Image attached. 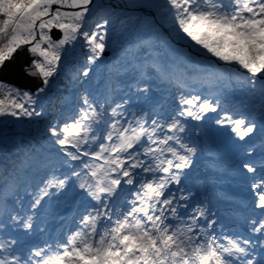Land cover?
Instances as JSON below:
<instances>
[{
    "label": "snow or ice",
    "instance_id": "6c2138e0",
    "mask_svg": "<svg viewBox=\"0 0 264 264\" xmlns=\"http://www.w3.org/2000/svg\"><path fill=\"white\" fill-rule=\"evenodd\" d=\"M159 7L161 19L155 23L165 34L174 31L207 54L208 63L198 65L204 82L231 84L235 77L264 100V0H163ZM113 12L105 0H0V117L41 116L40 97L77 42L88 53L81 74L89 77L91 65L108 48L109 29L115 30ZM95 15L99 20L90 28ZM21 52L31 56L23 70L39 80L32 90L3 78ZM132 86L145 96L152 90L148 83ZM220 106L218 98L184 86L167 113L134 110L128 92L111 99L85 89L74 114L47 129L59 167L46 166L22 196L16 190L19 177L30 174L31 166L26 169L20 157L0 161V201L16 190L8 224L0 221V231L11 226L31 234L42 202L70 183L86 197L77 230L66 240L42 245L0 239V264H264V160L257 166L244 158L238 165L252 181L254 198L240 233L218 231L217 213L196 202L182 180L197 155L184 135L190 122L204 121ZM226 122L241 141L257 130L243 115L215 120L221 127ZM251 155L248 149L245 157Z\"/></svg>",
    "mask_w": 264,
    "mask_h": 264
},
{
    "label": "trees",
    "instance_id": "16d2710c",
    "mask_svg": "<svg viewBox=\"0 0 264 264\" xmlns=\"http://www.w3.org/2000/svg\"><path fill=\"white\" fill-rule=\"evenodd\" d=\"M156 6H160L163 4V0H156L155 1ZM114 11H118V13H115L114 15L119 16L121 15L122 12H120V9L118 8V6H116L114 8ZM123 11V10H122ZM149 11H151L154 14V18L155 20H160L161 19V14H158L156 11V7L153 9H150ZM148 11V12H149ZM127 12V11H125ZM141 15H138L137 13L134 14V18L133 20H130L128 22V24L119 32V35L117 37V45H119L121 42H128L129 44H133L137 39L143 37L144 35H146L148 32L154 31V32H158L160 31L159 27L157 25H153V23L151 22V17L150 14L146 12L145 9H140ZM111 18V17H110ZM112 19V18H111ZM114 22V20H113ZM109 31L112 33L114 32L111 28L109 29ZM116 45V46H117ZM155 45L154 40H152L151 44L148 46V48L153 47ZM134 52H136V56L137 58H141V52L142 50H144V48H140L142 46H134ZM170 49H174L173 51L175 52V55H180L182 57V59L180 58V63H179V71H183L184 68L188 67V66H192L193 68H198L199 64H206L207 60L204 58V56H206L207 54H202V51L198 50V49H192V46L184 39H181L179 37L176 36V34H174V41H168L167 43V50ZM70 52H72V54H75V49H70ZM153 59L152 61L147 65L151 66V68L153 69L156 65V67L158 68H162V64L158 63L156 64L157 60H160L161 57L158 53H153ZM70 55V54H69ZM88 53L86 52V50L84 49V46L82 45V43L78 42V50H77V54L74 55L72 57V55L68 56V58L66 60H64L62 62L61 67L58 69V73L52 78V84L54 87H56V89H60L63 91L64 95H71L72 93L69 91V87L73 85V78L70 75L71 70L75 69L74 64L81 62V60L85 57H87ZM176 56V58H177ZM160 57V58H159ZM125 63H129V59L126 57L125 59ZM191 63V65H190ZM73 64V65H72ZM96 64V63H95ZM95 64L91 65V68L93 69V67L95 66ZM70 67H72L70 69ZM99 70L101 71V69L99 68ZM94 71V69H93ZM91 71V72H93ZM136 70L133 69H129L128 73H124L122 74V77L124 76V78H122L124 81H126L127 79L133 77L136 75ZM94 73V72H93ZM120 75V74H119ZM118 75V76H119ZM96 76V77H95ZM200 78H203L201 76V74L199 75ZM94 77L93 80L90 83V88L91 89H95L98 83V78L102 77V72H95L94 73ZM216 86H218L220 88V95H225L228 96V93L230 92L229 89V85L226 83H215L213 82ZM54 87H52V89H54ZM227 89V92L225 93V90ZM89 91V89H86ZM140 93L136 92V95L134 96V100L139 99ZM120 97V95H117V97L115 99H118ZM65 100L63 99V97L61 98H57L53 105L51 103L48 104L47 106V110H49L50 114L52 113V117H51V121L52 124L55 123V119L59 118V117H66L67 114H69L70 112L73 111L72 105L69 103H65L63 104ZM42 120H39V122H41ZM50 137V133H48L46 128H37V129H32L29 132H27V134H23V135H18L16 138H11V139H5L2 138L0 139V143H1V150L4 154H6L5 157H1L0 156V161H6L8 163H11L16 157H20L22 159H24L26 161L25 164V168L27 169L29 166L32 167V171L30 174L25 175L23 172L21 173L19 180L21 181V186H22V190L20 191V195H24L23 189L28 186V185H32L34 186L38 180H39V176L43 175V172L45 170L44 169H37L35 166H33V164L37 161L42 159L45 155H46V148L40 150L37 149L36 147V142L38 140L40 141H44L45 138ZM51 149H57V146L55 144H53L51 147ZM39 170V171H37ZM31 190V189H29ZM77 190H80L77 187ZM71 196L73 195H67L64 190L57 196H54L55 198H59V199H64V200H68L69 197L71 198ZM27 201L28 198L25 197V205H27ZM13 196L10 198L9 200V205L11 206L13 204ZM26 207V206H25ZM10 211V209H9ZM9 214V213H8ZM3 222L5 224H8V215L7 217L3 220ZM11 229L13 227L8 226ZM7 227V228H8ZM4 231V230H3ZM2 231H0V238H1V233Z\"/></svg>",
    "mask_w": 264,
    "mask_h": 264
},
{
    "label": "rangeland",
    "instance_id": "374dc122",
    "mask_svg": "<svg viewBox=\"0 0 264 264\" xmlns=\"http://www.w3.org/2000/svg\"><path fill=\"white\" fill-rule=\"evenodd\" d=\"M155 1L156 0H105L106 3H110L111 5H113V8L118 6V8L120 9V12H122L121 15L124 14L125 11L130 12L129 10L131 8H135V9H141L142 8V9H145L146 11H148V10L153 9L155 7H156V10H157L156 12L158 14H160V13H162V9L158 5L156 6ZM136 12L137 13H141L140 10H138ZM114 13H118V11H114L113 12V15H112L113 18L115 17ZM152 20H153L152 23L155 25L156 23H155L154 19H152ZM95 22L96 21H93L89 25V27L91 28L92 26H94ZM114 40H115V38H112V41H114ZM73 49H75V54L74 53L72 54V52L69 51V54L72 55V57L77 54L78 42H77L76 46ZM192 49L200 50L199 48H193V47H192ZM115 56H116V54H115L114 51H112L111 55L109 56V58L113 59L112 69L114 71L117 70L125 62V59H126L125 55H123L124 59L122 61L118 60V59H115ZM104 58H105V56L103 55L102 58L99 61H104ZM83 61L84 62H82L81 64L78 65L77 69H81L82 66H84L86 60H83ZM207 63H208V60H207ZM138 67H140L142 69L145 68L143 65H139ZM72 72H73V76H74V83H75V85H77V84L79 85V87H77V89H80V93L82 95L83 94V89H85L84 87H85L86 81L88 80V77H83L82 75L79 74L78 71H72ZM78 75H80V76H78ZM183 75H190L191 77L196 78L197 73L195 71H193V70H186ZM110 81L111 80L107 77L105 79V81L103 82V84L101 85V89L99 90V97L100 98L104 97L105 92H107L109 90L116 89L117 82H115L114 83L115 85L112 86L110 84L111 83ZM206 86L209 87L210 85L207 84ZM52 87H54V86H53V84L51 82L48 90L46 91V94H42L41 97H40L38 110L41 111V113H42L41 116L21 117L20 119H16V118H13V117H10V116L0 117V139H2V138H5V139L16 138L18 135H23V134L25 135L30 130L39 128V126L48 127L50 125V121L48 119H46V117H48L49 114H47L48 111L45 110V107H46V105L48 103H50V102L52 103L55 98H58V97H61V96L64 95V94H62L60 89H56V87H54V89H52ZM209 88H211V91H209V92L207 91L205 93L199 91L200 87H193V88L188 89L186 91L190 92V93H193V94H195L196 92H200L204 96H209L211 98H216L215 97L216 96L215 92H216L217 88L214 87V86H211ZM242 88H244V87H242ZM244 92H245V95H250L251 94L246 88H244ZM257 94H258V92L252 98L257 99L258 96H259ZM76 97H78V95H76ZM63 98L70 99V97L66 96V95H64ZM260 101H261V104H264V100L260 99ZM164 113H166V112H164ZM250 113H252V112H250V111H241L240 110V111H238L237 116L233 117V119L240 118L241 115L247 117V115L250 114ZM220 116H224V115L221 114ZM263 117H261V118H263ZM41 119H43V121L39 122V120H41ZM63 120H65V118L64 119L60 118L57 122H61ZM256 121L257 120H255V123H256ZM193 122H195V121H191L190 124L192 125V128H195ZM256 125H257V123H256ZM262 130H264V124L263 125H257V130L256 131L260 132ZM221 132L225 134V137H220L219 136V137H216L217 139H214L213 141L209 140V137H207L208 134L214 133V135H215L216 133H221ZM198 133L201 134L205 138V140L207 142H209V144H208L209 145V149H211L212 151H215V147H217L220 144V142H222V141L227 140L230 144H233L235 147H238L239 145H242L243 143L248 141V139L254 137V136L250 135L249 137H246L244 141L239 140L237 135L235 133L231 132V125L228 122H226V126H224V127H221V126L217 125L216 123H214L212 126H210V128H208V130L203 131V130L200 129V130H198ZM229 143H227L225 145V147H227V148L231 147ZM38 145H39V147H41L42 143H39ZM0 146H1V143H0ZM233 147H231V148H233ZM0 156L2 158L6 156V154H4L2 152L1 147H0ZM56 165H58V164H56ZM222 174H224L225 177L227 178V180L225 182H226V184H228V186L230 188L239 189V190H250L249 189V185L250 184H249L248 180L245 179V177L240 174V171L238 172L237 175H234V176L229 175L227 172L222 173ZM80 194H82V192ZM4 196H5V193H4ZM46 203H49V206H50V209L48 210L49 213H51V215H53V216L54 215L56 216L57 213H55V206H57L56 204H58V202L56 200H46ZM72 204L75 205L76 203L74 202ZM68 207H70V205ZM43 209H45L44 206H43ZM36 222H39V219H36ZM71 232L72 231H69L64 236L63 239L66 240ZM9 235H11L9 237H16L17 233L13 232L12 234H9ZM36 235H34L35 238L37 237ZM31 237H33V236H31ZM5 238H8V237H5ZM39 242H40V245H42V244H44L45 240L41 237Z\"/></svg>",
    "mask_w": 264,
    "mask_h": 264
},
{
    "label": "water",
    "instance_id": "95a60500",
    "mask_svg": "<svg viewBox=\"0 0 264 264\" xmlns=\"http://www.w3.org/2000/svg\"><path fill=\"white\" fill-rule=\"evenodd\" d=\"M53 35L59 36L61 34L57 30H53ZM28 59H31V56L21 52L17 59L9 65V70L3 74V78L21 89L32 90L34 84H39V80L28 76L23 70Z\"/></svg>",
    "mask_w": 264,
    "mask_h": 264
}]
</instances>
